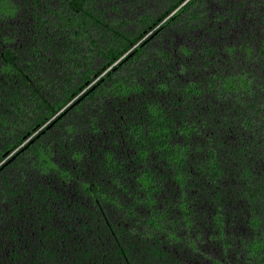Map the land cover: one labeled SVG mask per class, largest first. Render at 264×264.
Here are the masks:
<instances>
[{"label":"trees","instance_id":"trees-1","mask_svg":"<svg viewBox=\"0 0 264 264\" xmlns=\"http://www.w3.org/2000/svg\"><path fill=\"white\" fill-rule=\"evenodd\" d=\"M0 264H264V0H0Z\"/></svg>","mask_w":264,"mask_h":264}]
</instances>
